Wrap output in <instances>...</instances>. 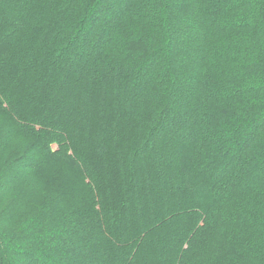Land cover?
Instances as JSON below:
<instances>
[{"label": "trees", "instance_id": "1", "mask_svg": "<svg viewBox=\"0 0 264 264\" xmlns=\"http://www.w3.org/2000/svg\"><path fill=\"white\" fill-rule=\"evenodd\" d=\"M0 264H264V0H0Z\"/></svg>", "mask_w": 264, "mask_h": 264}, {"label": "rangeland", "instance_id": "2", "mask_svg": "<svg viewBox=\"0 0 264 264\" xmlns=\"http://www.w3.org/2000/svg\"><path fill=\"white\" fill-rule=\"evenodd\" d=\"M4 204L0 205V212L2 211V209H4ZM2 213V212H1Z\"/></svg>", "mask_w": 264, "mask_h": 264}]
</instances>
